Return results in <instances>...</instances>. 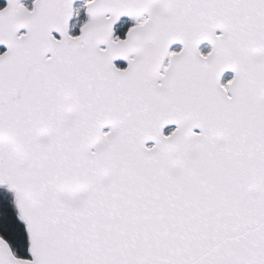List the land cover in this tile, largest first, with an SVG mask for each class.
Instances as JSON below:
<instances>
[{
	"label": "snow or ice",
	"instance_id": "1",
	"mask_svg": "<svg viewBox=\"0 0 264 264\" xmlns=\"http://www.w3.org/2000/svg\"><path fill=\"white\" fill-rule=\"evenodd\" d=\"M0 264H264V0H3Z\"/></svg>",
	"mask_w": 264,
	"mask_h": 264
}]
</instances>
